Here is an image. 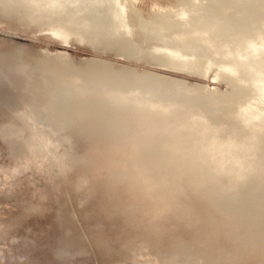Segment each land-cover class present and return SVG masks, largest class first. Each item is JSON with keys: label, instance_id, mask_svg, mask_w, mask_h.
<instances>
[{"label": "bare ground", "instance_id": "obj_1", "mask_svg": "<svg viewBox=\"0 0 264 264\" xmlns=\"http://www.w3.org/2000/svg\"><path fill=\"white\" fill-rule=\"evenodd\" d=\"M0 24L48 31L125 61L78 60L46 47L28 56L25 43L0 49V101H18L0 123L14 172L32 163L64 173L75 160L85 169L105 155L94 152L97 141L111 138L103 150L114 153L115 187L129 197L123 244L148 250L141 264H264V0L154 1L147 8L137 0H0ZM138 59L212 73L227 88L129 64ZM25 244L12 264L37 263L34 238Z\"/></svg>", "mask_w": 264, "mask_h": 264}, {"label": "rangeland", "instance_id": "obj_2", "mask_svg": "<svg viewBox=\"0 0 264 264\" xmlns=\"http://www.w3.org/2000/svg\"><path fill=\"white\" fill-rule=\"evenodd\" d=\"M154 1L166 3L170 0H137V3L142 5L143 8H147ZM3 27H2V25L0 26V49H4L6 47L7 48L12 47L13 48L15 46H21V44L25 43L27 46H25V47L23 45L22 46L24 47V49L26 48L25 54L28 56H30L29 54H32V52H34L35 49L36 50L42 49L41 47L50 48L49 50H53V51L60 50V49L63 50V48H64L65 51L69 52L70 56H72L73 58L78 59V60L83 59V56L85 58V56L91 57V55L94 56L96 54H100L102 57L104 56V58L106 57V58H110V59L114 60L117 64H119L121 62L125 63V61H123L121 58L113 57L110 53H97L96 51H93L87 45H83V44L80 45L79 43L75 42L74 40L64 41V40H62L63 38L61 39L58 36L50 34L48 31H42V32H45V34L43 33L45 35L44 36L43 34H41L42 32H40V31L34 32V30H32V29L14 30L12 28L8 29L6 27H4V28ZM47 32H48V34H47ZM37 33H38V35H36ZM40 34L43 36H41ZM25 36L26 37H32V39H33L32 43L30 41H27V40H24L23 38H21V37H25ZM49 37L51 38V40L48 39ZM58 38L61 42L58 40ZM55 39H57V40H55ZM9 40H12V42ZM17 42L19 45L17 44ZM58 43L64 47L63 48L59 47ZM30 45H31V47L32 46L33 47L31 48ZM34 45L36 47L37 46L38 47L36 48V47H34ZM27 51H28V53H27ZM104 54H106V55H104ZM129 64H132L134 66L136 65L135 67H137L140 70H142V68H151V69H155V70H160V68L162 70L165 69V71L180 74V77H183L186 80L188 79L189 82L200 81L202 83H209V85L211 83V85L209 86V87L213 86L211 88H214L215 86L216 87L221 86L220 89H222V90L227 88V83L224 80L216 79L214 77V75H212L214 80H213V78L211 79L212 73H209L208 75H202L199 73L174 68L172 66L159 67L157 65H153V63L149 64V62L142 60V59H138V61L134 60V62L129 61ZM208 80H209V82H208ZM219 82H221L222 84ZM223 87H226V88H223ZM16 108H18V107H14L10 111L9 108L7 109V107L0 106V123H1V120L11 119V116H13L15 114V112L18 111ZM5 109H7V110H5ZM16 121H17V123H19L18 120H16ZM16 164H17V162H15L10 155L8 142L4 138L0 137V176H1L0 177L1 178L0 185L2 186V187L0 186V192H1V194H0V247L2 246L0 249L4 248L3 251L2 250L0 251V256H1L0 264H3V263L12 264L9 257L11 255L15 254V252L20 251L19 248H21V250H23L26 247V244H25L26 241H31V237L34 238V244H33L34 245V248H33L34 251L32 250L31 253L37 261L36 264H43V262H45L44 264H52V263L53 264H68V263L71 264L73 261L70 260V254H71V259L73 258V255H75V254H76L75 255L76 257L74 256L75 257L74 260L78 258L72 264H75V263L77 264L76 261H78V262L82 261V262H79L78 264H104L103 262H105L106 264H109V263L110 264H113V263L114 264H117V263L141 264L142 261H144L146 258L149 257V255H146L148 250L146 251V249L142 248L140 250L135 249V250H133V252H131L130 251L131 249H128L123 244V242H124L123 241V235L125 233H127L130 229V223H129V219L127 217V212H128L127 201L129 199V197H127V195L122 190H120L119 187H115V188L110 189L107 186V183L105 180L106 173H107L106 169H104L100 166H97V165L92 167L90 175L87 176V177H89V179L86 182V181L81 180V176L78 175L76 169H69L64 173H61L59 171V167L56 164H53L50 167L46 168L44 165H38L36 167L31 163L26 168V170L24 172H20L21 173L20 174V173L14 172ZM32 167H34V168H32ZM56 168H57V170H56ZM67 174H68V176H67ZM23 177H25V178H23ZM50 178H52V179H50ZM3 179H5V180H3ZM1 181H2V183H4L3 185L1 183ZM4 181H6L8 183L10 182V183L8 184ZM35 183H37V184H35ZM83 183H85V184H83ZM5 184H8V185L5 186ZM31 188H33V189H31ZM76 189H77V191H76ZM63 191H64V193H63ZM24 195H26V196H24ZM69 195H70V197H69ZM34 198H35V200H34ZM88 199L90 201H88ZM49 200L52 202H50ZM9 201H11V202L9 203ZM72 203H73V205H71ZM112 203L115 204L116 206L113 205ZM29 204H31V205H29ZM106 207H108V208H106ZM57 208L59 211L57 210ZM114 208L117 210H115ZM65 212H67V213H65ZM73 212L74 213L76 212V214H74ZM58 216H64V217H61V219H60ZM99 217L101 218V220ZM81 218H82V220H81ZM9 219H11L10 220L11 222H9ZM14 220H15V222H14ZM71 221H73V223ZM100 221H102V222H100ZM60 222L61 223L64 222V223L61 224ZM23 223H24V225H23ZM68 227H69V229H68ZM91 228H93V229H91ZM63 229L67 233H65L63 231ZM71 230H73V232ZM89 230L91 231L92 234L90 233ZM84 232L88 235H86ZM87 236L90 240L89 239L87 240V238H86ZM89 236H92V237H89ZM74 237H76V241H75ZM50 238H51V240L48 241L50 243V245H49L47 243V240H49ZM92 238H93V240H92ZM9 239H11V240H9ZM67 239H72L73 241H75V244L70 247V249H71L70 251H74V252H68L66 255H64L67 257V259L64 256L63 257H60V256L56 257V255L53 254L54 250H57L58 247L60 248L61 246H63V241L67 240ZM82 239H83V241H82ZM84 240H86V241H84ZM56 241H57V243H56ZM89 241H91V243L92 244L94 243V244L90 245ZM86 242H88L89 244ZM81 243H82V245L84 243V245L82 246ZM79 244H80V246H78ZM110 245L113 247L112 250H111L112 247H110ZM46 246H47V248H46ZM98 246H100V247H98ZM38 247H40V248H38ZM53 247L56 249H54ZM11 248H12L13 252H12ZM83 248H85V249H83ZM37 249H38L39 253H38V251H35ZM73 249H76L77 251L73 250ZM99 249H101V250H99ZM115 249H118V250H115ZM78 251L79 252L82 251L81 254L78 253ZM119 251H120V253H119ZM40 253H42V254H40ZM45 253L47 256L45 255ZM82 253H83V255H82ZM68 254H69V256H68ZM49 255H51V256H49ZM128 255H129V257L132 256V258H134L133 260L135 262L132 261L131 258L128 259L129 257L128 258L126 257ZM121 256H123V257H121ZM58 257H60V258L58 259ZM81 257H84V258L81 259ZM41 258H42V260H41ZM50 258H52V259H50ZM48 260H49V262H48ZM85 260H87V261L85 262ZM118 260L121 262H119ZM92 261L95 263H93ZM130 262H132V263H130Z\"/></svg>", "mask_w": 264, "mask_h": 264}, {"label": "water", "instance_id": "obj_3", "mask_svg": "<svg viewBox=\"0 0 264 264\" xmlns=\"http://www.w3.org/2000/svg\"><path fill=\"white\" fill-rule=\"evenodd\" d=\"M36 35H38V33ZM21 38H23L24 40L30 41V42L33 41L32 37H26L25 36V37H21ZM80 45H82V44H80ZM58 46L62 47V48L64 47V46L60 45L59 43H58ZM87 46H89L93 51H96L97 53H110L113 57H118V56H115L112 52L103 50L100 47L92 46L91 44H88ZM96 55L101 56L100 54H96ZM118 58H120V57H118ZM41 98H42V96L39 99H41ZM17 102L18 101H16V100L15 101H6V102L2 101V100L0 101V103H3V104L5 103L6 105H8L9 108L16 107ZM0 105H2V104H0ZM3 107H5V106H3ZM111 140H112L111 138H107V139L105 138L104 140L97 141L96 146L93 148L94 152H98L99 154H101V153L105 154V155H103L104 157L103 156H102V158L98 157L97 159L95 157H93V159L90 161L88 167L86 166L85 169L80 168L77 165L75 166L76 160L74 161V164H73V169H76L78 175L83 174V175L89 176L92 167H94L96 165L106 169V172L107 171L111 172L112 176L110 178L112 180H114L112 183H111V179L107 176L108 172L106 173V178H107L106 183L110 189L115 188L116 183L121 181V172L118 171L116 168L117 164L115 161L114 153L112 151H108V150H107L108 151V153H107L106 150H103L107 146L108 143L112 142ZM88 179H89V177H88ZM204 241H205V237L204 238L201 237L199 242L204 243ZM74 244H75V241H73L71 239H67V240L63 241V247L68 248V249H70V247L73 246Z\"/></svg>", "mask_w": 264, "mask_h": 264}]
</instances>
